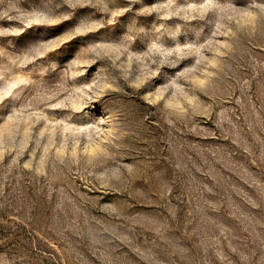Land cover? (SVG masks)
Segmentation results:
<instances>
[{
	"label": "rangeland",
	"instance_id": "obj_1",
	"mask_svg": "<svg viewBox=\"0 0 264 264\" xmlns=\"http://www.w3.org/2000/svg\"><path fill=\"white\" fill-rule=\"evenodd\" d=\"M0 264H264V0H0Z\"/></svg>",
	"mask_w": 264,
	"mask_h": 264
}]
</instances>
